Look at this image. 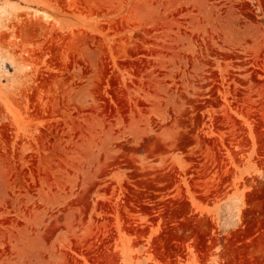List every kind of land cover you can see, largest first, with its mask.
Returning <instances> with one entry per match:
<instances>
[{"label": "rangeland", "instance_id": "1", "mask_svg": "<svg viewBox=\"0 0 264 264\" xmlns=\"http://www.w3.org/2000/svg\"><path fill=\"white\" fill-rule=\"evenodd\" d=\"M0 264H264V0H0Z\"/></svg>", "mask_w": 264, "mask_h": 264}]
</instances>
